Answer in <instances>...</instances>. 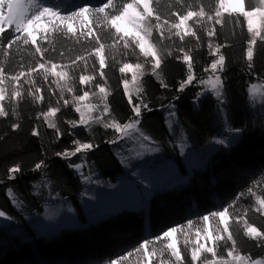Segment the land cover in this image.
<instances>
[{
	"label": "trees",
	"instance_id": "trees-1",
	"mask_svg": "<svg viewBox=\"0 0 264 264\" xmlns=\"http://www.w3.org/2000/svg\"><path fill=\"white\" fill-rule=\"evenodd\" d=\"M103 2L106 0H91L95 6ZM83 3L84 0H45L46 6L58 7L62 12L75 10ZM189 5L193 11L203 5L214 17L215 0H159L158 3L154 0L153 7L162 19H169L170 13H183ZM188 26L196 36L185 35L181 39L175 34L176 29L169 31L165 27L161 37L160 31L153 28L150 41L160 59L155 71L154 58L145 57L131 41L127 48L123 41L113 45L110 33L114 30H105L103 26L97 32L100 43L105 45L103 69L93 52L99 44L92 38L80 41L71 35L53 33L48 40L38 39L41 48L48 49L43 58L31 45H14L7 56L0 48V64L9 76L18 71L26 73L18 86L10 80L6 85L8 98L3 103L9 115L0 117V210L10 220L9 224L0 226V264H111L113 260L120 264V257L125 256L123 264H132L133 256L141 252L134 249L144 239H154L169 227L185 228L190 219L192 225L200 226L204 223L203 215L225 208L229 215L228 230L240 253L253 260L264 257V245L244 233L245 220L264 231V209L256 210L260 207L256 198H264V109H255L249 90L252 83L264 80V41L257 39L249 67L246 52L251 37L242 17L237 24L235 18L230 19L225 13L222 23H216L214 17L211 21L204 18L200 23L190 20ZM213 30L214 35L209 37L208 31ZM217 47L219 52L213 54ZM185 54L191 57L194 80L181 90L180 84L189 73L183 59ZM219 55L225 57L224 67L216 72L223 82L221 96L200 97L204 87L200 81L213 74L210 65ZM77 56H83L84 60H76ZM48 60L67 67L70 94L63 93L52 75L45 79L43 72L38 71L27 76L28 68L35 67L37 62L49 68ZM125 63L143 65L135 70V82L132 72H120ZM82 75L91 78L90 82L81 84ZM25 79L30 82L25 83ZM124 80L129 81L132 104L128 102ZM100 87L105 89L106 97L100 93ZM13 88L21 92L15 100L11 98ZM84 92L89 93V103L101 110L93 118L100 117L102 123L92 120L87 125L70 123L80 119L76 97ZM37 96L43 99L38 100ZM141 102L148 108L144 109ZM105 104L107 113L103 111ZM135 104H141L140 117L132 111ZM50 107L58 111L46 119L43 113ZM170 108L174 113L171 121L167 115L168 111L172 112ZM135 119L140 120L139 127L158 146L161 160H176L181 182L155 189L142 202V210L125 208L91 222L83 221L76 227L63 228L52 237L36 232L27 214L41 211L54 194L55 201L69 198L77 216H85L81 194L88 184L71 165L83 164L84 176L92 177L95 182L114 181L126 173L120 157L127 151L123 146L127 143H123L114 128H105L104 123L115 120L125 124ZM13 123L19 127L12 129ZM49 124H55L56 128ZM34 129L39 135L33 134ZM218 133L224 139L223 144L213 142ZM75 140L93 147L75 156L57 155L74 151ZM206 148L203 163L187 167L186 155ZM41 161L42 167L36 169L35 165ZM17 164L21 171L15 179H9L7 170ZM143 165L146 164L135 165L130 171ZM17 200L19 207L14 205ZM12 227H18L19 232L11 231ZM227 235L225 232V240ZM184 240V234L177 236L185 264H190V242L186 248ZM231 245L232 241L220 242L217 257L228 258ZM154 246L161 245L156 242ZM164 256L169 253L165 252Z\"/></svg>",
	"mask_w": 264,
	"mask_h": 264
},
{
	"label": "snow or ice",
	"instance_id": "snow-or-ice-1",
	"mask_svg": "<svg viewBox=\"0 0 264 264\" xmlns=\"http://www.w3.org/2000/svg\"><path fill=\"white\" fill-rule=\"evenodd\" d=\"M155 2L158 3L159 0H155ZM178 2H182V0H178ZM153 4L154 0H126V2L125 0H120L119 3L117 0H106V2L95 6L92 5L91 0H84V3L75 10H64L62 12L58 7L46 6L45 0H0V48L3 49L4 55L7 56L9 50L14 45H31L35 47V52L43 58L45 53L48 52V49H42L38 43V39L41 41L48 40L49 36L53 33L65 37L71 35L80 41H88L89 38H92L99 44V47L93 48V52L98 58L100 68L103 69L105 67V45L100 43L101 36L97 34L99 27L103 26L105 30H114V32L110 33L113 37V45L119 43V41H123L124 47L127 48L130 46L131 41L145 57L151 56L154 58L153 70L155 71V68L160 66V59L158 58L154 45L149 40L152 36L153 28L160 31L161 37L164 34L162 29L165 27L169 31L176 29L175 34L183 39L185 35L196 36V32L188 26L190 20H195L196 23H200L204 18L211 21L215 17V22L219 24L223 22L225 13L230 19L235 18L237 24H240V18L242 17L246 24L247 32L251 37L248 40L246 52L249 67H251V61L253 60V46L256 44L257 39L264 41V0H247V6L246 0H215L214 17L205 11L203 5L199 6L198 11H193L189 5L188 10L183 13L180 11L170 13L169 19H162L161 14L153 7ZM153 20L155 23H153ZM207 34L209 37L213 36L214 30L208 31ZM212 51L215 54L219 52V48L217 47ZM183 59L187 62L189 73L187 80L180 84L181 90L194 80L191 72V57L185 54ZM76 60H84V57L77 56ZM224 61L225 57L223 55H219L218 59H213L210 65L212 73H216L218 69H222L224 67ZM46 63L50 64L51 67L48 68L45 63L37 62L35 67L28 68L27 76H32L33 73L41 71L45 79H47L48 75L60 79H70L68 72L63 70L57 71L58 67L62 69L64 67L63 65L53 63L51 60H48ZM73 64H75V61H73ZM142 67L143 65L140 64L132 65L125 63L120 68V72H132L133 81L135 82L137 79L135 70L141 69ZM205 71H208V69H205ZM101 75H103L102 72ZM22 77H26L24 71H18L14 75L9 76L5 71L4 65L0 64V117H7L9 115L4 103H2L8 98V92L5 86L6 81L10 80L18 85ZM90 79L82 75L80 76V83L87 84L90 82ZM24 82L29 83L30 81L25 79ZM31 82L34 83V81ZM123 83L125 93L128 95V102L132 104V95L128 89L129 81L124 80ZM200 83L209 86L218 98L221 96L220 89L223 87V83L220 75L209 76L207 80H201ZM68 91H72V89L68 88ZM99 91L105 94L106 97L103 87H100ZM136 91L139 92L140 89ZM88 95V92H84L82 96H78L76 99L78 101H84ZM20 96L21 92L13 88L11 98L15 100ZM36 99L42 100L43 97L37 96ZM65 103H68V101H65ZM141 104H135L132 107V111L136 117L141 116ZM95 107V105H92L88 109L87 117L85 112L80 107H77L76 111L80 113V119L78 122L72 121L70 123L73 126L77 123L87 125L90 120L95 123H102L103 121L100 117L93 118L91 116V111ZM143 108L147 109L148 105L143 104ZM57 111V108L50 107L43 115L47 119L50 115L54 116ZM103 111L105 113L109 111L107 104H105ZM171 114L174 115V113ZM139 123V119L125 124H119L113 120L110 123H104V127L114 128L121 136H128L131 132L138 131L137 125ZM11 127L12 129H17L19 124L13 123ZM49 127L56 128V125L49 124ZM57 132H59V129H57ZM33 134L39 135L35 129L33 130ZM140 135L144 139H147V137L143 136V133H140ZM219 142L221 144L224 143L223 140ZM73 143L76 145L74 151L57 153V155L64 157L75 156L77 153L87 151L93 147L90 143H80L78 140L73 141ZM43 163V161L37 163L35 168L40 169ZM71 166L76 169L82 167L80 164ZM7 171L9 173V179H15V175L21 171V166L17 164ZM248 192L251 193L252 189L249 188ZM9 194H11V189H9ZM241 195L244 194L242 193ZM256 199L260 205L256 210L261 211L264 209V198L258 196ZM227 212L228 209L225 208L223 211L211 212L201 217L206 225L210 216L219 217L221 223L224 224L223 231L227 232L228 235L225 240L224 236L219 234L213 235L212 230L206 227L203 236L204 242H201V233L197 231L196 240L192 242V246L189 249L191 256L190 264H197L198 261L200 264H264V260H253L250 256L240 253L232 233L228 230ZM4 216L5 212L0 210V217ZM187 223L191 226L193 221L190 219ZM182 228L183 226L169 227L166 231H162L160 235H156L154 239H144L134 251L140 252L143 250V255L147 258V264H153V260H156L158 264H185L184 255H182L176 239V233ZM244 233L249 238L264 245V231H261L254 224L248 223L247 220L244 221ZM184 236V243L187 248L189 243L188 233H184ZM221 241H232L231 247L227 250L228 259H225L223 255L217 257V248H219ZM156 242L160 243L161 246L159 248L154 246ZM208 242H211V244ZM150 246H152L151 250H149ZM165 252L169 253L168 258L164 257ZM205 253H211L212 259L204 256ZM128 255H131V253ZM125 259H127L126 256L120 257V264H123ZM111 264H117V261L113 260Z\"/></svg>",
	"mask_w": 264,
	"mask_h": 264
},
{
	"label": "rangeland",
	"instance_id": "rangeland-1",
	"mask_svg": "<svg viewBox=\"0 0 264 264\" xmlns=\"http://www.w3.org/2000/svg\"><path fill=\"white\" fill-rule=\"evenodd\" d=\"M50 67L51 65H49V68ZM61 70L68 72L66 66L62 69L58 67L57 71ZM214 75H217V73H213L210 76ZM53 78L64 94L71 93V91H68V88H70L69 79H60L55 76H53ZM208 78L209 76L203 80H207ZM8 83L10 82L6 81L5 86ZM13 85L18 86L17 84H14V82ZM203 86L204 87L200 90V97L205 95L217 97L209 86L204 84ZM249 90L252 95V103L254 104L255 109H264V80H257L252 83ZM221 91L222 88L220 89V92ZM92 105L94 104L89 103L88 97H86L84 101H78V107L85 112L86 117L88 115V109L91 108ZM170 110H172V112L168 111L167 113L169 121L174 117V115L171 114L173 113V109L170 108ZM100 112L101 110L98 107H95L91 111V116L94 117L95 113ZM137 129L138 131H133L128 136H121L120 134L123 143H127L126 145H123L127 151H125L120 157L123 168L126 171L124 175L118 177L114 181L101 182L99 180V182H95L92 177L84 176L83 164H80L82 167L77 169L78 173L83 175L82 178L86 184H88L81 194L85 216H77L69 198L55 201V199H53L55 197L54 194L51 200L44 203L41 211L27 214V219L29 220L31 227L45 237H52L57 235L63 228L71 226L76 227L81 225L83 221L91 222L96 220L99 216L103 217L105 215H110L125 208L142 210V202L147 200L155 189H158L159 187L163 189L166 187L177 186L181 182L179 174L181 171L177 169L176 160L174 158H165L161 160L158 146L149 139L139 125H137ZM140 133H143V136L147 137V139H144ZM221 136L220 133L217 134L213 140L214 144H219V141L224 140ZM207 149L208 148L188 153L185 157L187 167L192 168L193 166L196 167L199 166L200 163H203L206 159ZM140 164L146 165H143L134 172L130 171L133 166L136 165L137 167ZM14 205L19 207L20 201H15ZM226 216L228 219L229 215L227 213ZM9 223L10 220L7 215L0 217V226ZM197 226L198 225H188L185 228L180 229L176 233V239L178 235L190 232L188 234V241L190 242L189 246L191 247L192 242L196 240V232L200 231L201 242H204L203 236L206 227L212 230L213 235L219 234L225 237V232L223 231L224 224L221 223L219 217L210 216L207 225L204 222L200 226ZM11 231L19 232V228L12 227ZM208 243L211 244V242ZM151 247L152 246L149 247V250H151ZM204 256L208 259H212L211 253H205ZM164 257L168 258V256ZM259 260H264V257ZM132 264H147V258L144 257L143 250H141L139 255L136 254L133 256ZM153 264H158V262L153 260Z\"/></svg>",
	"mask_w": 264,
	"mask_h": 264
}]
</instances>
